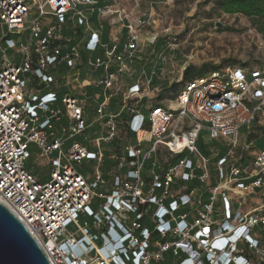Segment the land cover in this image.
I'll return each mask as SVG.
<instances>
[{"label":"built area","instance_id":"2783aa9c","mask_svg":"<svg viewBox=\"0 0 264 264\" xmlns=\"http://www.w3.org/2000/svg\"><path fill=\"white\" fill-rule=\"evenodd\" d=\"M97 4L0 0V55L5 57L0 60V201L36 238L50 264H264V243L252 236L257 226L264 228V203L247 212H233L230 205V194L264 193V148L252 160L235 158L242 126L264 131V69L234 65L195 76L167 104L145 113L137 111L135 100L127 107L128 128L138 144L122 146L118 159L127 170L110 187L99 172L100 153L76 141L63 147L65 139L54 130L63 115L56 103L70 119V135L87 128L83 106L71 94L43 91L56 88L59 68L74 69L83 60L74 37L88 25L89 12L113 13ZM119 21L121 38L103 42L89 30L84 45L90 54L102 51L87 56L85 63L90 70H104L106 88L118 75L129 73L128 62L139 48V28L151 24L144 13H123ZM65 26L71 35L63 33ZM9 50L18 61L9 59ZM139 92L134 84L124 99L140 98ZM98 118H105L108 128L99 139L116 137V116L99 107ZM204 135L209 141L221 140L223 153L211 149L203 154L198 140ZM31 146L47 163L46 179L27 167ZM241 146L248 149V143ZM163 152L170 158L162 163L158 156ZM84 160L97 161L90 181L78 170ZM193 180L210 185L207 198L195 188L186 191ZM176 183L179 193L173 195ZM167 256L173 262L166 263Z\"/></svg>","mask_w":264,"mask_h":264},{"label":"rangeland","instance_id":"374dc122","mask_svg":"<svg viewBox=\"0 0 264 264\" xmlns=\"http://www.w3.org/2000/svg\"><path fill=\"white\" fill-rule=\"evenodd\" d=\"M138 13L147 14L151 22L150 25L139 28L141 40H143V43L139 42V48L153 49L154 46H158L162 51L158 62L161 63V58H164V63L161 64V73L158 74L159 82L155 84L157 89L153 91L155 96L162 92L164 85L180 81L183 70L188 64L195 66L221 65L219 69L234 65L245 69H264V39L256 31L251 20L239 13H221L212 8L211 0H142ZM148 39L153 43H150ZM142 44L144 45L142 46ZM3 59L5 57L0 55V60ZM9 59L18 61L19 58L13 55L9 56ZM56 75V87H64L61 84L63 79L60 78L64 76L62 68L57 70ZM167 100H169V96L162 99L160 103L167 104ZM61 118L60 126L67 125L69 127L65 119L67 117L63 114ZM125 126L123 122H119L117 135L111 139L117 141V147L123 146L127 142ZM249 127L251 124L240 128L238 136L240 146L235 148V158L239 159V156H242L240 162L252 160L255 153L264 148V131L259 133L256 130L255 134L259 133V135L254 139H249L247 134L252 132V128L249 131ZM104 128L107 131L106 125ZM54 130L56 136L67 134L63 133L61 129L55 128ZM67 132L69 134L68 128ZM69 139L79 141L84 140L85 137L81 133L71 135ZM245 143H248V149L242 151L241 145ZM200 147L206 154H209L211 149L220 152L225 148L221 140L209 141L206 135L201 137ZM31 151L27 167L36 173L38 178L46 179L48 171L46 161L34 146H31ZM158 158L163 163L170 157L163 152ZM210 167L211 170L214 169L212 165ZM178 193L179 190L172 192L173 195ZM84 218L85 216L81 214V220Z\"/></svg>","mask_w":264,"mask_h":264},{"label":"crops","instance_id":"0c3cea01","mask_svg":"<svg viewBox=\"0 0 264 264\" xmlns=\"http://www.w3.org/2000/svg\"><path fill=\"white\" fill-rule=\"evenodd\" d=\"M141 1L142 0H98V6L107 5L113 13L101 15L97 10L89 12L88 25L79 28V33L74 37V41L79 44L78 48L83 60L78 63L74 69H67L65 66L61 67L64 72V76L63 78L62 76L60 78L64 81V83L63 81L61 83L64 87H49L43 91H55L59 94V96L71 94L80 100L87 122V128L82 132L85 139L79 141H72L69 139L71 135L67 132V125L60 126L62 118L55 122V128L61 129L63 133H67L59 136L65 139L63 144L65 149L68 148L72 142L76 141L86 146L88 150L100 153L103 156L101 162L99 163V172L105 180V187H110L114 177L124 174L127 167L125 164H121L118 159V154L122 146L117 147L116 140L104 141L99 139L106 134L107 131L104 128L106 125L105 118H98V108L102 107L105 115H114L116 116L117 121L123 122L126 125L127 142L125 144H138L136 136L130 132L128 128V121L131 115L129 114L127 107L137 100V111L141 113L146 112L148 105L153 102L155 96L153 91L157 89L155 84L159 82L158 74L161 73V64L164 63V58H161V63L158 62V59L162 54V51L159 50L160 47L158 46H154L153 49L138 48L135 57L128 62L129 73L118 75L113 81L112 87L106 88L102 82L105 78L104 70H102V68L95 71L90 70L85 63L87 56L91 55L94 58L101 55L102 51L98 48L90 54L85 50L84 45L88 38L89 30L96 31L103 42L108 41L111 37L115 36L121 38L124 31L119 21L120 15L123 13L130 14L133 17L141 15L142 13H138ZM63 33L71 35L72 31L69 26H65ZM142 41L143 40H141L140 34V44L143 43ZM148 41H150V43L152 42L149 39ZM143 45L144 44H142V46ZM8 53L10 56L16 55L12 50H9ZM16 56L18 57V55ZM134 84H137L140 87V98L133 97L126 101L124 99V95L126 94L128 88ZM56 105H59L63 109V114L67 117L65 119L70 125V119L62 104L58 102ZM141 144L145 145L146 143L142 142ZM96 166V160H84L78 166V170L90 181L94 177ZM212 167H214V169L211 170V185L217 183L215 166L212 165ZM174 187L179 189V186L177 185H174ZM195 189V193L201 194L202 198H206V196L210 193V185L198 184ZM230 197V205L233 212L236 210L247 212L261 206L264 203V193H260V191L241 193L237 195L230 194ZM240 200L242 201V206L238 205L239 202H241ZM216 210L219 214L222 213L220 201L217 202ZM188 219L191 220L192 216H188ZM252 236L264 243V228L257 226L254 229ZM248 253L249 252L247 250H243L244 255L248 256Z\"/></svg>","mask_w":264,"mask_h":264},{"label":"trees","instance_id":"16d2710c","mask_svg":"<svg viewBox=\"0 0 264 264\" xmlns=\"http://www.w3.org/2000/svg\"><path fill=\"white\" fill-rule=\"evenodd\" d=\"M211 2H212V8L218 10L221 13H225V14L239 13L248 17L251 20L252 24L255 26L256 31L264 39V0H211ZM220 67L221 65L213 66L210 64H202L200 66H195L193 64H188L183 70L181 80L164 85L163 89L161 90L162 92H159L154 97L153 102L148 105V108L156 104H159L162 101V99H164L167 96H169V99L173 98L184 81L189 80L195 76H201L212 70L219 69ZM256 130H258L259 133L263 132V129L253 128V131L248 135L249 139H254L257 135H259V133L255 134ZM200 146H201V138L198 140V147L200 151H202ZM218 153L220 155L223 153V151H220ZM203 154L208 155L205 152H203ZM149 164L150 163H148L146 167H148ZM178 184L180 185V183H176V185ZM197 186H198V182L196 180L188 182L186 184V191H189L190 189L195 188ZM156 193L159 194V190H157ZM168 200L169 199L165 201V204L168 203ZM153 209L154 207L150 211L152 212ZM177 213H179V211ZM148 227L152 229L153 225L149 223ZM152 235L153 238L155 239L158 238L156 232H153ZM171 262H173V259L170 256H167L166 263H171Z\"/></svg>","mask_w":264,"mask_h":264},{"label":"water","instance_id":"95a60500","mask_svg":"<svg viewBox=\"0 0 264 264\" xmlns=\"http://www.w3.org/2000/svg\"><path fill=\"white\" fill-rule=\"evenodd\" d=\"M0 264H50L36 238L1 201Z\"/></svg>","mask_w":264,"mask_h":264}]
</instances>
